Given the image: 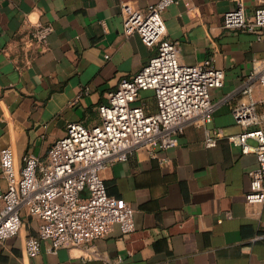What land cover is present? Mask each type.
<instances>
[{
	"label": "crops",
	"instance_id": "0c3cea01",
	"mask_svg": "<svg viewBox=\"0 0 264 264\" xmlns=\"http://www.w3.org/2000/svg\"><path fill=\"white\" fill-rule=\"evenodd\" d=\"M124 1L147 10L159 0H0V151L12 148L17 169L28 152L45 156L69 122L100 123L109 92L155 54L139 33H125ZM235 2L174 0L163 12L181 61L209 58L225 80L211 91L216 109L188 125L177 146L140 148L102 170L109 194L134 207L135 230L124 234L115 223L89 246L57 251L44 240L31 256L25 241L40 220L27 215L17 235L0 241V264H264V202L245 200L257 156L227 138L243 129L233 109L250 101L261 116L252 126L264 129V91L250 77L253 60L264 56V32L224 27ZM244 2L253 12L256 1ZM37 23L53 26L45 47L26 42ZM136 103L157 109L150 89ZM213 130L223 135L206 146Z\"/></svg>",
	"mask_w": 264,
	"mask_h": 264
},
{
	"label": "built area",
	"instance_id": "2783aa9c",
	"mask_svg": "<svg viewBox=\"0 0 264 264\" xmlns=\"http://www.w3.org/2000/svg\"><path fill=\"white\" fill-rule=\"evenodd\" d=\"M173 1L159 0L147 10L128 1L122 3L125 33H139L148 46H156V52L138 72L121 78L117 88L109 92L108 102L99 105L100 123L69 122L64 136L50 145L45 156L26 153L20 169L15 165L12 148L1 149L0 241L17 235L27 215L40 220L37 232L29 234L25 241L31 256L40 251L44 240L57 251L61 247L89 246L115 223L124 234L135 230L134 207L109 194L102 170L108 163L128 159L140 148L177 146L188 125L199 124L216 109L211 91L225 80L224 69L216 67L209 58L195 64L181 61L179 43L165 37L163 12ZM255 1L253 12L247 13L244 0H236L223 14L224 27L261 37L264 0ZM52 31L51 24L37 23L26 35V42L45 47ZM250 77L264 91V56L253 60ZM147 89L154 91L156 111L136 103L141 91ZM242 91L250 94L253 84ZM233 115L243 129L227 136L228 140L244 153H255L258 160L249 173L245 200L248 204H261L264 129L252 126L260 122L261 116L254 101L238 105ZM222 135L220 130L208 132L206 146L216 145ZM85 189L88 194L82 195Z\"/></svg>",
	"mask_w": 264,
	"mask_h": 264
}]
</instances>
